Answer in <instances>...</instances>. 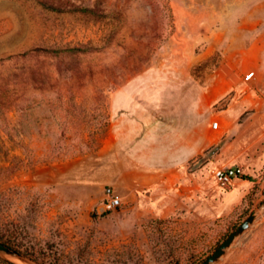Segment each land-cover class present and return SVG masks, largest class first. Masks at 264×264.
I'll return each mask as SVG.
<instances>
[{"label": "rangeland", "instance_id": "obj_1", "mask_svg": "<svg viewBox=\"0 0 264 264\" xmlns=\"http://www.w3.org/2000/svg\"><path fill=\"white\" fill-rule=\"evenodd\" d=\"M220 71L234 88L216 106L262 101L264 0H0V223L21 218L30 237L66 254L201 264L256 213L215 264H264V166L243 177L249 186L229 212L206 207L198 219L178 209L128 227L109 218L116 209H86L90 195L103 204L109 185L99 194L54 176L100 161L117 92L172 90ZM169 92L159 112L174 106Z\"/></svg>", "mask_w": 264, "mask_h": 264}, {"label": "crops", "instance_id": "obj_2", "mask_svg": "<svg viewBox=\"0 0 264 264\" xmlns=\"http://www.w3.org/2000/svg\"><path fill=\"white\" fill-rule=\"evenodd\" d=\"M175 82L180 84L172 90L165 84L162 90L117 92L115 112L101 139L100 161L92 168L77 165L54 173L99 194L113 186L123 205L108 216L124 227L140 225L148 217L164 218L178 209L198 219L206 207L211 216L229 212L242 200L250 181L235 179L222 189L210 168L241 165L246 175L254 176L264 166V97L253 107L234 99L216 106L234 88L224 71L204 83ZM165 90L176 100L172 109L159 112L156 106ZM216 118L221 120L220 132L213 127ZM205 154L210 158L204 169H194ZM100 199L90 195L86 209L101 211Z\"/></svg>", "mask_w": 264, "mask_h": 264}, {"label": "trees", "instance_id": "obj_3", "mask_svg": "<svg viewBox=\"0 0 264 264\" xmlns=\"http://www.w3.org/2000/svg\"><path fill=\"white\" fill-rule=\"evenodd\" d=\"M202 159H206L205 156L201 157ZM33 238L30 237L28 225L21 218L0 223V241L9 245L19 256L37 264H117L119 262L120 254L116 249L106 251L99 257L96 255L83 257L76 252L66 254L55 243L43 244ZM112 254H115L114 257ZM0 264L16 263L0 256Z\"/></svg>", "mask_w": 264, "mask_h": 264}, {"label": "built area", "instance_id": "obj_4", "mask_svg": "<svg viewBox=\"0 0 264 264\" xmlns=\"http://www.w3.org/2000/svg\"><path fill=\"white\" fill-rule=\"evenodd\" d=\"M255 74L254 71L248 72L245 78L248 80ZM220 126L219 120L213 121V127L218 129ZM203 157V156H202ZM201 157L195 161L192 165L194 169H201L204 167ZM214 181L222 189L228 188L235 179L243 178L246 176L245 167L241 165H229V166H215L209 170ZM123 201L121 197L116 193L113 186H107L105 188V198L101 208L102 213H109L115 209L121 208Z\"/></svg>", "mask_w": 264, "mask_h": 264}, {"label": "water", "instance_id": "obj_5", "mask_svg": "<svg viewBox=\"0 0 264 264\" xmlns=\"http://www.w3.org/2000/svg\"><path fill=\"white\" fill-rule=\"evenodd\" d=\"M206 159L209 158L208 156H205ZM206 159H202V162H204ZM257 218V214L254 213L251 216H249L239 227L236 231H234L220 246L219 248L212 253L203 263L201 264H215L227 251V249L233 244V242L241 236L246 230H248L251 226V224L255 221ZM0 253L10 255L16 258H19L21 260L26 261L25 258L19 256L14 250L7 245L6 243H3L0 241ZM19 264V263H16Z\"/></svg>", "mask_w": 264, "mask_h": 264}, {"label": "bare ground", "instance_id": "obj_6", "mask_svg": "<svg viewBox=\"0 0 264 264\" xmlns=\"http://www.w3.org/2000/svg\"><path fill=\"white\" fill-rule=\"evenodd\" d=\"M262 216V215H261ZM246 236V235H245ZM16 258V257H15ZM16 260H17V262L19 263V264H35V263H32V262H30V261H24V260H21V259H19V258H16Z\"/></svg>", "mask_w": 264, "mask_h": 264}]
</instances>
